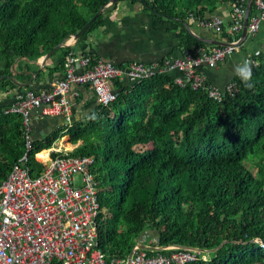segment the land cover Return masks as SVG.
Listing matches in <instances>:
<instances>
[{"label": "trees", "instance_id": "trees-1", "mask_svg": "<svg viewBox=\"0 0 264 264\" xmlns=\"http://www.w3.org/2000/svg\"><path fill=\"white\" fill-rule=\"evenodd\" d=\"M110 1L0 0V76L27 78L14 72L19 59L20 70L38 62L105 7L77 42L84 43L120 3L140 6L176 25L184 58L223 49L194 36L192 21L205 28L203 24L221 17V30L211 31V40L231 44L242 36L231 32V18L220 15L235 0H127L107 6ZM73 51L62 47L54 52L57 63L47 66L51 75L65 72ZM253 62L246 80L239 76L230 83L236 85L234 93L221 89L220 101L209 97L207 87L216 86L203 74L205 64L196 69L206 79L197 89L178 71L158 73L133 86L117 81L114 103L99 105L82 120L35 140L30 166L40 175L46 166L36 155L66 135L78 145L68 155L94 160L98 249L107 260L126 259L152 232L159 248L204 253L188 264H264L263 54ZM18 88L9 79L0 82V91ZM24 119L20 113L0 112V185L28 152ZM61 154L54 152L52 158ZM251 162L256 175L248 168Z\"/></svg>", "mask_w": 264, "mask_h": 264}, {"label": "built area", "instance_id": "built-area-1", "mask_svg": "<svg viewBox=\"0 0 264 264\" xmlns=\"http://www.w3.org/2000/svg\"><path fill=\"white\" fill-rule=\"evenodd\" d=\"M249 0H235L231 6V32L243 31ZM253 11V13H252ZM223 19L214 17L203 27L219 33ZM264 28V0H252L248 35ZM240 39L223 49L202 51L199 57L189 55L181 59L166 60L160 66L131 64L125 69L115 67L95 55L70 53L66 61L64 78L50 89L29 90L18 95L17 104L7 113L24 115V135L27 154L16 163L8 178L0 185V264H188L203 256L199 250L180 247L159 248L157 239L152 248H143L146 239L126 259L107 260L98 249V223L100 204L96 176L92 169L94 160L63 153L38 162L46 169L38 176L29 163V153L34 149L32 113L43 109L47 115H70L68 97L72 85H88L99 105L107 107L117 99L115 84L129 78L133 83L158 73L178 71L194 89L202 87L206 79L196 75L202 65L215 66L240 50ZM183 79L177 83L183 85ZM236 91L230 84L224 89ZM207 87L209 97L220 101L223 91ZM69 120V119H68ZM167 252L168 254H165Z\"/></svg>", "mask_w": 264, "mask_h": 264}, {"label": "crops", "instance_id": "crops-1", "mask_svg": "<svg viewBox=\"0 0 264 264\" xmlns=\"http://www.w3.org/2000/svg\"><path fill=\"white\" fill-rule=\"evenodd\" d=\"M230 11L231 8L224 7L221 9L220 15L225 20H230ZM173 25L157 19L140 6L120 3L106 15L104 25L91 33L84 43L74 42L71 36L67 40L69 41L67 47H74V51L71 53L78 55L93 54L118 68H126L136 63L145 66H160L166 60L183 58L182 52L179 50V28ZM191 32L194 36L205 40H211L212 37L211 30L199 27L198 23L194 21H192ZM260 53L264 56V28L253 36L248 35L240 50L233 56L215 66H203L202 72L211 84L224 89L236 77L242 76L239 74V69L244 66L245 61H247V66L252 73L256 65L253 58ZM18 61L17 70L23 73L20 76L26 75L24 74L26 71L38 72L40 69L38 64L31 63L30 66H24L25 68L20 70L21 59ZM56 63V57H51L46 67L35 79L33 86L28 89L21 90L19 87L14 90H1L0 112L11 110L17 104L19 94L29 90L42 91L50 89L58 80L64 78V72L51 75L47 69V66L53 67ZM27 76L23 79L16 78L20 82L27 83L31 80V76ZM123 83L126 86L136 84L127 77L124 78ZM68 97L71 104L69 117L64 114L47 115L43 112V109L33 111L32 121L35 140L44 139L47 135L82 120L99 107L98 100L88 85H72ZM59 140L60 145H57L56 141L52 149L45 150L42 153L53 154L55 150H61V146L64 147V152L73 151L78 146L70 143L68 135ZM148 234H145L142 239L147 240ZM155 239L157 237H154L153 240ZM149 243L142 247L152 248L154 243Z\"/></svg>", "mask_w": 264, "mask_h": 264}, {"label": "water", "instance_id": "water-1", "mask_svg": "<svg viewBox=\"0 0 264 264\" xmlns=\"http://www.w3.org/2000/svg\"><path fill=\"white\" fill-rule=\"evenodd\" d=\"M122 1H127V0H111L110 3L107 6L113 5L115 3H120ZM252 8V0H249L248 2V7H247V12H246V16H245V20H244V28L242 31V36L240 39V42L238 44L239 47H242L243 43L246 41L247 37H248V24H249V15H250V10ZM105 10V7H103L98 14H96L78 33L72 35L71 38H73L74 42H77L79 40V38L82 36V34L89 28V26L92 24V22L98 17V15L100 13H102ZM201 41L206 42L212 46L215 47H229L231 46V44H226L220 41H215V40H205L202 38H199ZM68 42L69 41H64L63 43H61L58 47H56L55 49H53L50 53H48L45 57H43L42 59H40L38 62H36V64H38L40 66V69L38 72H32V71H26L24 72V74L26 75H30L31 76V80L28 81L27 83H23L20 82L15 76H9V75H4V76H0V82L5 80V79H9L11 80L13 83H15L18 87L22 88V89H28L31 86H33L35 79L39 76V74L43 71V69L46 67L48 61L50 60V58L52 57V55L54 54V52L58 49V48H62V47H67L68 46ZM19 62V61H18ZM18 62L15 63L14 65V72L18 75L23 74L22 72L17 70V64ZM144 248V247H143Z\"/></svg>", "mask_w": 264, "mask_h": 264}, {"label": "rangeland", "instance_id": "rangeland-1", "mask_svg": "<svg viewBox=\"0 0 264 264\" xmlns=\"http://www.w3.org/2000/svg\"><path fill=\"white\" fill-rule=\"evenodd\" d=\"M220 18H221V17H220ZM209 30H210V29H209ZM211 31H212V30H211ZM56 144H57V145H60V140H58ZM70 148H71V146H70ZM61 150L64 151V147H63V146H61ZM65 153H67V152H65ZM248 165H249L248 168H249V170L251 171V173L254 174V175H256V173H257V169H256V167H254L253 163L251 162V163L248 164ZM152 237H153V239H154V237H156V234H155V233H152V232H149V234H148V236H147L146 243H149V242L152 243V241H153ZM150 243H149V244H150ZM204 258L207 259L208 256L206 255V256H204Z\"/></svg>", "mask_w": 264, "mask_h": 264}, {"label": "clouds", "instance_id": "clouds-1", "mask_svg": "<svg viewBox=\"0 0 264 264\" xmlns=\"http://www.w3.org/2000/svg\"><path fill=\"white\" fill-rule=\"evenodd\" d=\"M239 74L242 75L245 80L250 76L251 70L247 66V61H245L244 66L239 69Z\"/></svg>", "mask_w": 264, "mask_h": 264}, {"label": "bare ground", "instance_id": "bare-ground-1", "mask_svg": "<svg viewBox=\"0 0 264 264\" xmlns=\"http://www.w3.org/2000/svg\"><path fill=\"white\" fill-rule=\"evenodd\" d=\"M39 158H40V159H46V158H47V153H46V152L41 153V154L39 155Z\"/></svg>", "mask_w": 264, "mask_h": 264}]
</instances>
